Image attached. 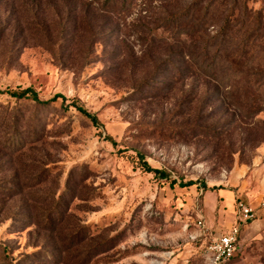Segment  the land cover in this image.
I'll return each mask as SVG.
<instances>
[{"label": "rangeland", "instance_id": "374dc122", "mask_svg": "<svg viewBox=\"0 0 264 264\" xmlns=\"http://www.w3.org/2000/svg\"><path fill=\"white\" fill-rule=\"evenodd\" d=\"M192 1L0 0V90L65 97L0 93V264H211L239 200L256 216L227 264H264V0L214 61L222 17L185 43Z\"/></svg>", "mask_w": 264, "mask_h": 264}, {"label": "trees", "instance_id": "16d2710c", "mask_svg": "<svg viewBox=\"0 0 264 264\" xmlns=\"http://www.w3.org/2000/svg\"><path fill=\"white\" fill-rule=\"evenodd\" d=\"M193 0L192 5H189L188 7L184 8V42L186 43V38H189L190 40L192 39L194 33H191L187 20L189 19L190 21L195 18V16L199 15L200 16V24L203 25V28L207 29L209 22L211 21V18H213V15L217 12L218 14L221 15L222 19L221 22L223 23L220 30L217 31V34H215L213 37H210V39H214L216 42H204V58L206 60L214 61L216 56L221 52L224 46H226L225 42H221L220 44L218 43V38L220 37L222 40L223 38L226 39L228 33L231 30L232 23L234 22V17L237 11H241L242 3L239 2V0ZM249 9L243 2V10L242 14L247 15ZM242 15V16H243ZM173 18H178L180 17V14H176L171 16ZM247 29L248 32L246 34L247 41H249L250 47L253 46V41L251 39L253 33H258V31H263L264 30V24H263V19L260 17L258 11H254L253 13L247 15ZM255 24H254V23ZM192 21L190 22V24ZM207 27V28H206ZM202 28V29H203ZM200 29V27H199ZM204 29V30H205ZM258 29V31H257ZM193 41V40H192ZM191 41V42H192ZM225 41V40H224ZM196 44V43H195ZM194 44V45H195ZM196 46V45H195ZM216 47V49L214 48ZM215 49V50H214ZM214 52V54H212ZM264 60V57H263ZM232 63L235 64V60H232ZM260 71L264 72V68H262ZM241 73V71H239ZM252 89L255 88L256 91H259L260 93L264 94V81L257 80L251 84ZM0 93H9L11 96L16 97L18 99H30L37 104H51L52 102L57 101L59 98H62V101H65V97L61 94H57L54 97H52L48 101H42L40 100L37 92L32 89V88H25L19 92H9L7 90H0ZM264 97L263 100H261L259 103L255 104V107L257 109H263L264 107ZM70 106L75 107V109L80 112L82 115L85 117L89 118L93 123H97V118L95 115L91 114L86 108L83 106L77 104L76 102H72ZM139 160L141 163V167L147 171V172H153L155 175L159 176L160 178H168L169 174L167 171L162 170V169H157L151 167L147 161L144 159L143 154H139ZM176 181L172 180L171 185H175ZM198 182L196 181H188L186 183L180 182L179 185L182 187L185 186H192V185H197ZM202 187L206 188V184L202 183Z\"/></svg>", "mask_w": 264, "mask_h": 264}, {"label": "built area", "instance_id": "2783aa9c", "mask_svg": "<svg viewBox=\"0 0 264 264\" xmlns=\"http://www.w3.org/2000/svg\"><path fill=\"white\" fill-rule=\"evenodd\" d=\"M254 208L237 202L236 224L217 236L208 248L211 264H226L231 261L237 251L242 226L255 219Z\"/></svg>", "mask_w": 264, "mask_h": 264}, {"label": "crops", "instance_id": "0c3cea01", "mask_svg": "<svg viewBox=\"0 0 264 264\" xmlns=\"http://www.w3.org/2000/svg\"><path fill=\"white\" fill-rule=\"evenodd\" d=\"M242 232V231H241ZM240 236H241V233H240ZM240 239V238H239ZM227 264V263H226Z\"/></svg>", "mask_w": 264, "mask_h": 264}]
</instances>
